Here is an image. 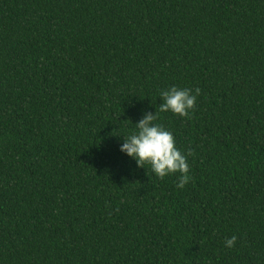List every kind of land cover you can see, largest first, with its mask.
Wrapping results in <instances>:
<instances>
[{
	"label": "trees",
	"instance_id": "1",
	"mask_svg": "<svg viewBox=\"0 0 264 264\" xmlns=\"http://www.w3.org/2000/svg\"><path fill=\"white\" fill-rule=\"evenodd\" d=\"M155 111L183 189L119 150ZM0 264H264V0H0Z\"/></svg>",
	"mask_w": 264,
	"mask_h": 264
},
{
	"label": "clouds",
	"instance_id": "2",
	"mask_svg": "<svg viewBox=\"0 0 264 264\" xmlns=\"http://www.w3.org/2000/svg\"><path fill=\"white\" fill-rule=\"evenodd\" d=\"M201 94L199 88H181L172 85L160 90V112H171L181 117H190L195 109L197 97ZM157 111L145 112L141 119L135 122V131L123 137L119 150L136 161L138 167L150 165L153 174L161 179L179 173L177 188L183 189L190 180L187 155L175 146V137L163 124L156 123ZM235 235L227 238L224 244L227 248L235 246Z\"/></svg>",
	"mask_w": 264,
	"mask_h": 264
}]
</instances>
